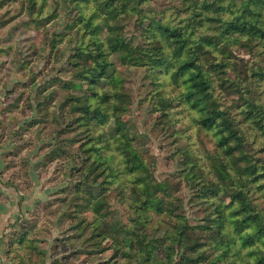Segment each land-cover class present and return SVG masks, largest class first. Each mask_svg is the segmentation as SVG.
<instances>
[{
	"label": "rangeland",
	"instance_id": "obj_1",
	"mask_svg": "<svg viewBox=\"0 0 264 264\" xmlns=\"http://www.w3.org/2000/svg\"><path fill=\"white\" fill-rule=\"evenodd\" d=\"M247 1L0 0V231L2 243L10 246L8 259L18 264H171L162 253L148 257L141 233V243L129 246L131 232L145 229L146 239H156L155 251L168 244L166 229L174 228L177 214L199 223L213 216L218 202H230L212 158L216 129L202 128L182 100L184 87L169 65L173 48L166 43L169 53L154 44L155 49L149 25L155 18L179 28L193 46L207 42L203 58L213 60L204 63L211 64L217 98L255 142L248 143L249 149L264 164V79L251 72L264 64V43L233 39L228 50L220 47L232 39L225 22L239 16ZM104 14L137 51L136 63L101 46L107 37ZM156 53L164 58L154 66L150 55ZM106 60L111 64L102 67ZM223 60L229 61L216 67ZM83 67L90 69L80 72ZM234 78L241 80L240 90L232 87ZM243 94L260 103L254 112L262 130L241 114ZM89 95L92 111L84 106ZM127 140L153 176L181 199L172 211V199L164 203L167 211H149L151 218L141 224L133 208L139 195L131 183L135 173H125ZM251 194L264 212L263 192ZM207 234L202 258L177 257L175 264H240L234 249L212 263L211 256L224 247L215 248L214 233Z\"/></svg>",
	"mask_w": 264,
	"mask_h": 264
},
{
	"label": "trees",
	"instance_id": "obj_2",
	"mask_svg": "<svg viewBox=\"0 0 264 264\" xmlns=\"http://www.w3.org/2000/svg\"><path fill=\"white\" fill-rule=\"evenodd\" d=\"M113 2H116V0H113ZM101 5L103 6V3ZM105 5L107 8H111L109 4L104 3ZM103 12L104 9L102 8L101 13ZM104 16L106 21L103 24L107 29V37L106 43L102 42L101 46L105 45L112 51H120L125 61L131 62V64L136 63L138 59L136 56L137 51L130 47L131 44L125 42L124 37L119 32H115L116 26L110 22V18L106 14ZM225 23L227 24V32L231 34L232 39L220 45L224 50L231 48L230 42L233 39L240 42L245 39L247 43L253 39H258L264 43V0L244 2L241 14ZM149 27L150 29L153 27L155 31L152 42L153 47L155 44L156 48H164L167 52L166 43H168L173 48L171 53L174 54L175 58L169 64L173 78L183 85L181 98L195 111L194 117L197 123L204 129H216L219 137L217 151L212 158L219 166L218 173L223 185H225L224 189H226L230 202L228 204L218 202L219 207L212 212L213 216H207L199 223L191 224L187 221L186 216L177 214L176 222L173 224L174 228L166 229L165 239L168 244L161 243V248L157 246L155 251V245L152 241L156 239H146L148 234L144 232L145 229H140V232L137 230L131 232L129 246L136 245L135 242L141 243L140 237L142 234L148 257L156 259L158 258L157 253H162L171 264H175L177 257L196 261L202 258L203 251L205 252L207 249L208 242L204 240L205 235H208V232H213L214 247L223 246L224 250L221 254L211 256L210 261L212 263L216 262L220 255L234 249V254L238 257L240 264H264V235L262 234L264 212L257 208V204L254 202L256 200L251 194V191L258 190L263 192L264 197V164H260V161L252 155L249 149L248 143L254 146L255 142L250 140V136H247L246 131L235 122L230 114L231 112L222 107L217 98L214 84H212L213 79L209 74L208 67L211 64L206 65L204 63V60L211 63H213V60L209 57L206 58V56L203 58L204 53H207L204 52L207 42L203 40L193 46L188 37H183L179 28L163 24L155 18H152ZM208 52L211 53L213 50H208ZM150 58L153 59L152 63H156L154 65L156 66L157 63L163 60L164 53H156L155 57L150 55ZM93 60L92 62L90 60L91 64ZM226 61L229 60H223L215 65L222 68L225 66ZM109 64L111 62L106 60L102 67ZM257 65V68H252V76L257 79H264V64L259 63ZM88 69L90 67L86 69L83 67L80 72L85 73ZM225 80H227V77H221L222 82ZM230 82L234 90L241 89V80L234 78ZM248 86H250L249 80ZM110 95H108V98ZM243 97L245 101L240 106L242 108L241 114L246 120L253 121L262 130L263 125L259 113L254 112L255 109L261 107L260 103L257 102L254 95L252 98L243 94ZM87 99L84 106L92 111L91 102L94 97L89 95ZM96 110L99 111V109ZM126 144L129 158L126 159L127 168L125 173L129 175L135 173L134 180L132 178L131 183L133 184V190L139 194L133 201L136 204L133 208L137 214L138 223L141 224L142 220L150 219L151 213L149 211L151 210L154 213L167 211L164 208V203L168 200L172 199L171 203L173 205L169 210L175 209L177 206L175 200L180 201L181 199L169 191L164 181H160L153 176L152 172L149 171L146 160L134 148L131 141L127 140ZM193 170L192 172H194ZM211 182L216 184L218 181L213 179ZM229 207H232V209L228 210ZM171 215L175 217V212ZM210 220L214 223L209 224V226L208 222ZM125 230L129 231L128 228H125ZM28 234L26 232L20 236V243L25 242Z\"/></svg>",
	"mask_w": 264,
	"mask_h": 264
},
{
	"label": "crops",
	"instance_id": "obj_3",
	"mask_svg": "<svg viewBox=\"0 0 264 264\" xmlns=\"http://www.w3.org/2000/svg\"><path fill=\"white\" fill-rule=\"evenodd\" d=\"M2 230L0 231V264H18L16 261H13L11 258L8 259V253L6 250L9 248L6 244L2 243ZM7 254V255H6Z\"/></svg>",
	"mask_w": 264,
	"mask_h": 264
}]
</instances>
